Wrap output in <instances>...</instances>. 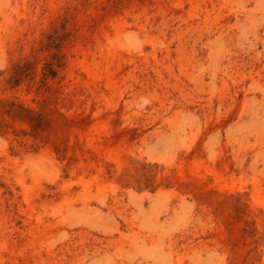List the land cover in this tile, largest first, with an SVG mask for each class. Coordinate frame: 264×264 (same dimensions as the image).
Listing matches in <instances>:
<instances>
[{"label": "rangeland", "instance_id": "obj_1", "mask_svg": "<svg viewBox=\"0 0 264 264\" xmlns=\"http://www.w3.org/2000/svg\"><path fill=\"white\" fill-rule=\"evenodd\" d=\"M0 264H264V0H0Z\"/></svg>", "mask_w": 264, "mask_h": 264}]
</instances>
